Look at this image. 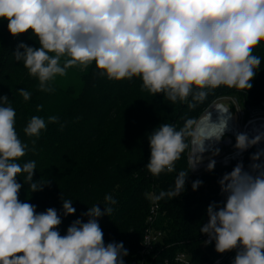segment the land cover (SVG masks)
Returning a JSON list of instances; mask_svg holds the SVG:
<instances>
[{"label":"clouds","instance_id":"clouds-1","mask_svg":"<svg viewBox=\"0 0 264 264\" xmlns=\"http://www.w3.org/2000/svg\"><path fill=\"white\" fill-rule=\"evenodd\" d=\"M0 19L7 20L13 37L31 30L38 39V48L20 43L13 57L38 80L42 92H54L55 78L69 69H87L95 62L101 78L138 77L141 90L163 94L173 104L187 102L190 109L220 86L250 90L261 64L253 51L264 41V0H0ZM18 92L25 101L31 97L27 90ZM15 117L8 97L0 96V264H125L128 250L122 242L105 244L98 222L113 212L111 195L105 196L103 211L97 204L89 207L83 214L87 222L75 220L63 236L55 208L37 212L35 205L19 199L18 176H24L30 192L41 191L48 181H33L35 160L18 162L30 149L18 136ZM230 118L229 112L220 113L215 123L222 122L220 135L204 138L190 170L201 162L205 141L223 137ZM47 123H59L61 131L65 127L56 115ZM47 123L32 116L23 132L38 139ZM193 123L187 120L180 130L163 123L148 136L146 168L153 176L176 170L175 162L189 147L186 137L193 135ZM262 135L250 139L239 133L235 148L246 151ZM35 144L33 139V152ZM262 155L264 150L252 154L250 171L237 164L223 175L218 183L226 200L222 206L209 204L207 223L200 227L209 237L205 243L214 242L217 253L236 250L232 264H264V164L257 162ZM214 167L211 160L207 170ZM189 171L181 170L174 188L155 199L184 192ZM202 183L195 180L192 189ZM61 199L64 215L74 214L72 200Z\"/></svg>","mask_w":264,"mask_h":264},{"label":"trees","instance_id":"trees-1","mask_svg":"<svg viewBox=\"0 0 264 264\" xmlns=\"http://www.w3.org/2000/svg\"><path fill=\"white\" fill-rule=\"evenodd\" d=\"M7 23L0 19V96L6 95L11 102L18 136L30 149L18 162L35 160L33 181L42 178L48 181L41 191L30 192L24 176H18L17 182L22 185L19 199L35 205L37 212L55 208L61 216L58 231L63 236L75 220L87 222L88 217L83 214L89 207L97 204L103 211L107 203L105 196L111 195L116 200L108 205L113 212L98 218V222L105 244L122 242L128 250L125 264H135L151 207L156 206L153 225L163 234L157 246L156 262L169 260L175 264L176 254L188 253L192 264L207 263L213 245L205 244L206 235L200 232V227L207 223L209 204L222 206L226 200L218 182L233 168H218L200 176L192 174L188 161L191 135L186 137L189 147L175 162L176 170L153 176L146 168L150 159L148 136L163 123L180 130L189 119L194 122L193 132L205 111L222 98L253 104L264 101V41L253 51L261 58V64L250 90L220 86L209 90L207 98L196 103L195 108L190 109L187 102L173 104L163 94L154 96L141 90L142 80L138 77L121 81L101 78L95 62L87 69L71 68L77 72V82L60 88V97L54 101L51 93L38 89V80L13 57L20 43L38 48V39L31 30L13 37ZM19 89L31 93L28 101L19 95ZM188 100L192 102L191 96ZM40 105L43 107L38 111ZM52 115L65 124L62 131L59 123H47ZM32 116L42 117L47 123L38 139L23 132ZM33 139L35 152L31 151ZM181 170H190L185 191L173 199L157 201L155 197L161 191L174 188ZM197 179L203 183L193 190L192 183ZM61 197L72 200L74 214L64 215Z\"/></svg>","mask_w":264,"mask_h":264},{"label":"built area","instance_id":"built-area-1","mask_svg":"<svg viewBox=\"0 0 264 264\" xmlns=\"http://www.w3.org/2000/svg\"><path fill=\"white\" fill-rule=\"evenodd\" d=\"M219 114L220 113L218 112L217 116H214L211 119L212 123L218 122V119L220 118ZM230 117H231L230 118L231 120L229 122L231 124V122H233L231 114H230ZM201 119L199 121H201ZM252 121H257V122L254 123L253 128L246 133L250 139L255 137L258 134H264V115L258 114L257 116L250 118L245 124H240L237 120L238 125H240L241 127H244V126L246 127ZM197 123L194 127V134H195ZM213 125L214 124H211V126H208L207 128H205L203 132H200V136L197 139V141H199L200 139H204L205 137H208L209 136L208 134H210L213 130V128H211L213 127ZM237 134H239V132H237L236 130L234 131L229 130V132L224 133L223 137L218 142L214 141V144H216V142L218 143L216 147H214L213 149L211 148L207 149L202 154V157L207 156V154L208 155L211 154L219 146L229 147L230 148L229 151L225 152V154H223V156L220 158H212L208 161H201L192 170L193 174L199 175L204 169H207V165L211 160H215V167L234 168L237 164H242L245 171H250L251 170L250 165L253 163V161L251 160L252 154L256 153L258 150H264V135H262V139L257 145L249 147L246 151L240 152L239 150L235 148ZM193 138H194V135L191 141L192 143L191 152H190L191 161L194 157L198 159V156H199V148L198 146L195 147V144H193ZM257 162L264 164V155H262L260 157V160ZM155 211H156V206H152L151 214L147 220L148 227L144 233V236L141 242V247L138 252L137 258L135 260V264H170L169 260H165L163 263L156 262V250H157V246L159 245L163 237V234L162 232L156 230L153 225L154 223L153 215H155ZM208 240H209V237L206 235L205 242ZM205 244L213 245V252L210 254L209 261L205 264H231L232 261L234 260L235 255H236V250H232V251L220 254L215 251L214 242L205 243ZM173 262L175 264H192V258L188 253H178L174 256Z\"/></svg>","mask_w":264,"mask_h":264},{"label":"rangeland","instance_id":"rangeland-1","mask_svg":"<svg viewBox=\"0 0 264 264\" xmlns=\"http://www.w3.org/2000/svg\"><path fill=\"white\" fill-rule=\"evenodd\" d=\"M76 79H77V72L73 69H69L67 72V75L64 77L57 76L55 78V82L53 85L55 88V91L51 92V95H50L52 100L56 101L60 97V92H59L60 88L61 89L64 87L67 88L68 86L75 84L77 82ZM213 105L220 106L224 112H229V114L232 115V118H234L236 120V122L238 120V122L240 124H245L250 118L257 116L258 114L264 115V101L257 103V104H253V103H246L243 101H239L236 98L226 97V98H222V99L216 101L214 104H212L205 111V114L210 110V108ZM205 114H203V116ZM203 116L201 118H203ZM238 122H237V125H238ZM238 128L242 129V127L240 125H238ZM193 135H194V129H193ZM193 135H192V137H193ZM191 141H192V138H191ZM191 141H190V151L188 153L189 164L191 163V159H190V152H191V146H192ZM218 149L220 150L218 155H213V152L215 151L214 150L211 154H209V155L207 154V156L202 157L201 161H208L212 158H220L223 156V154H225V152H228L230 148L225 147V146H222V147L219 146ZM190 167H191V165H190ZM218 168L219 167H214L213 170H216ZM191 172H192V170H191ZM208 172H210V171H208L207 169H204L199 175H195V174L194 175L200 176V175L208 173ZM192 174H193V172H192Z\"/></svg>","mask_w":264,"mask_h":264},{"label":"bare ground","instance_id":"bare-ground-1","mask_svg":"<svg viewBox=\"0 0 264 264\" xmlns=\"http://www.w3.org/2000/svg\"><path fill=\"white\" fill-rule=\"evenodd\" d=\"M218 112L221 113V112H223V110L221 109L220 106L213 105L206 114L204 113L205 115L203 116L201 121H199L197 123L194 138H193V144H195V147L198 146V148H199V146L203 143L204 139H200L199 141H197V139L200 136V132H203L204 129L207 128L208 126H211V124H214L213 127H211V128H213V130L210 134H208L209 135L208 137H217V135H219L221 133L222 122H221V126H218L217 124L211 122V119L214 116H217ZM219 116H220V114H219ZM230 120L231 119L228 120V127H227V130L225 132H229V130L230 131L236 130L239 133H245L246 134L249 130H251L253 128L254 123L257 122V121H252L246 127L244 126L241 129V128H238L237 122L234 118H232L233 122H231V124L229 122ZM218 122H219V119H218ZM218 122H216V123H218ZM214 141L215 140H206L205 141L206 148L207 149H210V148L213 149L214 147H216V145L218 143L216 142V144H214Z\"/></svg>","mask_w":264,"mask_h":264},{"label":"water","instance_id":"water-1","mask_svg":"<svg viewBox=\"0 0 264 264\" xmlns=\"http://www.w3.org/2000/svg\"><path fill=\"white\" fill-rule=\"evenodd\" d=\"M232 264V263H231Z\"/></svg>","mask_w":264,"mask_h":264}]
</instances>
